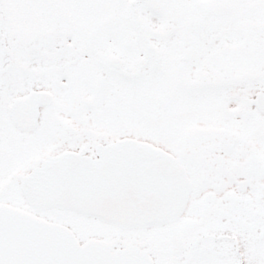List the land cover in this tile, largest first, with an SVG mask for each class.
I'll list each match as a JSON object with an SVG mask.
<instances>
[{"label":"snow or ice","instance_id":"snow-or-ice-1","mask_svg":"<svg viewBox=\"0 0 264 264\" xmlns=\"http://www.w3.org/2000/svg\"><path fill=\"white\" fill-rule=\"evenodd\" d=\"M0 264H264V0H0Z\"/></svg>","mask_w":264,"mask_h":264}]
</instances>
